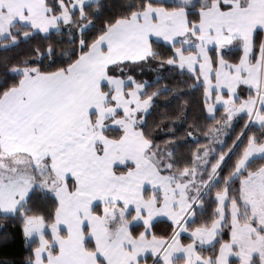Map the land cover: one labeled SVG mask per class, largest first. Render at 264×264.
<instances>
[{
  "label": "rangeland",
  "instance_id": "1",
  "mask_svg": "<svg viewBox=\"0 0 264 264\" xmlns=\"http://www.w3.org/2000/svg\"><path fill=\"white\" fill-rule=\"evenodd\" d=\"M104 1L57 0L61 11L56 17L50 15L46 0H0V45L4 40L8 41L2 44L3 48L16 44L14 34L17 31L12 32L16 24L31 27L34 33L43 36L61 31L79 35L91 26V20L83 23L84 16L80 13L81 24L73 26L71 14L76 10L82 12L85 6L92 4L98 5L97 14ZM158 1L172 4L171 0ZM78 47H83V41H79ZM125 48V55L114 62L116 67L128 64V47ZM83 55L80 54L79 59ZM80 64L76 76L74 69L70 73L67 71L64 77H51L47 85H40L54 89L56 80L64 78L65 83L68 79L64 92L61 88L57 89L55 100H61V104L54 103L55 100L50 102L48 98H42L41 102L40 98L37 99L41 106L50 102L40 111L45 117L43 120L38 118L37 124L46 126V123L54 122L43 133L44 136L39 140H14L19 145L17 149H20L16 153L0 149V161H3L0 162V215L14 216L33 188L45 191L56 200L57 209L53 218L24 213L16 216L27 244L33 243V264H183L180 258L188 257L192 247L182 249L180 235L193 220L192 210L199 196L215 183V177L222 174L224 153L217 156L218 160L211 164L205 178H195L192 173L187 177L185 171L169 178L167 173L165 177H158L157 168L149 167L142 170L141 175L132 173L127 179L121 171L127 161H134V153L129 145L127 149L104 140L100 132L105 129L104 121L109 119L114 123L111 128L122 126L127 134L134 137L123 124L141 104L143 87L132 85L131 79H113L100 70V65H92L91 61L84 67ZM21 73L23 77L35 74L43 77L32 68ZM261 76L264 77V73ZM129 84L132 85L131 90H128ZM255 92L257 104L261 92L260 89ZM236 108L231 105L228 111ZM76 111L79 113L75 115L73 125H65L68 115ZM248 139L251 143L253 135L250 134ZM214 141L219 149L229 147L225 131ZM237 141L231 140L230 144ZM10 144L12 148L13 144ZM263 154L264 147L250 149L245 153L244 161L236 163L233 178L238 182L244 180L240 186L247 189L260 184L254 179L252 181V175L246 179L241 175L249 161ZM150 160L149 157L144 158L145 162L153 165ZM251 195L246 192L240 195L241 198L243 196L240 198L242 205L249 211V215L243 213L244 218H240L237 207L234 209L235 204L229 203L232 205L229 218L233 241L219 254L217 264H264V238L257 236L258 232L252 226L255 218L256 226L264 224L256 216L258 212L264 213V203H257V210ZM225 200L229 201L228 193L218 199L219 217L223 215L221 201L224 203ZM158 221L168 222L175 228L167 241L147 237L152 225ZM138 226L143 228V232L139 231L141 234L134 237ZM253 234L257 236L254 243L251 240ZM234 247L239 252L231 255ZM253 247L259 248L258 253L261 254L254 253ZM205 259H202L205 262H196L189 257L184 264H216V260L212 263L214 258L211 256Z\"/></svg>",
  "mask_w": 264,
  "mask_h": 264
},
{
  "label": "crops",
  "instance_id": "2",
  "mask_svg": "<svg viewBox=\"0 0 264 264\" xmlns=\"http://www.w3.org/2000/svg\"><path fill=\"white\" fill-rule=\"evenodd\" d=\"M152 2L164 3L158 0ZM170 2L175 8L166 9L160 5H148L143 11L133 13L128 19L118 20L67 71L76 69V76L80 62V65L84 67L91 61L92 65H100V70L107 73L108 68L114 65V62L121 56L125 55L127 52L126 46L128 47V64H137L145 62L150 57L152 42L167 47L177 45L173 48V58L168 61V64L180 73L187 75V78L177 77V79L182 81V84L187 82V89L198 93L197 100L204 112L203 116L200 117V124L204 123L215 127L217 122H221L222 132H227L230 144L231 140H234L235 136L238 138L241 131L244 130L250 117H253L249 125L252 131L248 132V137L250 134L253 135V141L248 143L245 152L240 157L238 164H241L246 158L245 153L247 151L264 147V77L261 76L264 73V0H219L209 9L199 11V20L193 25L189 24L187 9L202 4L204 0H189V2L185 0L182 3L181 0H171ZM221 7L226 9L222 10ZM257 33L263 35V42L255 62H252L253 40ZM235 42L239 43L241 57L238 64L232 65L223 61L219 55L222 50L231 48ZM120 51L121 53H119ZM211 51L216 52L215 67L210 58ZM67 71L43 77L37 74L24 76L18 88L7 93L0 100V149L16 153L20 149H17L19 145L14 140H39L44 136L54 122L46 123V126L37 124L38 118L43 120L45 117V115L41 116L40 111L52 100H55L58 88H61L64 92L68 79L65 80V83H63L64 78L56 80L57 84L54 89H50L49 86L46 89V86L40 87V85H47V80L51 77H57L58 75L64 77ZM132 85H134V82ZM132 85L128 87V90L132 89ZM138 87H143V94H145V86ZM259 89L261 97L259 103L256 104L255 91ZM39 90H41L40 95L38 94ZM45 93L46 96H44ZM248 96L250 97L249 101H247ZM39 98L40 102L42 98H48L50 102L46 103L45 106H41L37 100ZM54 103L61 104V100L57 99ZM231 105L237 108L229 112ZM77 113L79 111L68 115V119L64 121L65 125H73ZM218 115L221 116L219 121L217 120ZM259 115H262V117H259ZM53 129L54 127L50 129L51 133ZM222 132L219 134L220 137ZM248 137L247 140H249ZM10 143L13 144L12 148ZM212 145L211 150L216 153L218 147L215 142ZM161 153L171 161L175 152L163 150ZM262 157H264V154L252 160ZM0 162L3 163V161ZM253 179L257 183L260 182V184L247 189L240 186V192L241 194H245V192L248 195L252 194V199L258 210L259 205L257 203H264V166L252 175V181ZM248 186L250 185L246 187ZM223 195H226V193L215 196L217 202L216 213L219 210L218 199ZM221 205L223 206V215L219 217L217 214L216 220L209 229H195L193 231L185 229L180 235V243L183 244L182 249L192 247L189 250L188 257L180 258L183 264L186 263L189 257L195 259L196 262H205L202 260L203 257L198 254L197 248L208 249L214 243L222 226L224 210L228 207V201L225 200L224 203L221 201ZM228 208L230 210L232 205H229ZM234 209H236L235 205ZM258 213L256 216L264 222V213ZM261 226H259L260 229ZM256 235L259 236L260 234L256 233ZM256 235L251 236L252 243L256 242ZM232 236L231 233L229 242H225L220 246L214 258L216 264L219 254L233 241ZM156 240L161 241L162 239ZM184 240L189 243L185 244ZM253 251L256 254H261L258 253L259 248L257 247H253ZM238 252L239 249L234 247V251L232 250L230 254L235 255Z\"/></svg>",
  "mask_w": 264,
  "mask_h": 264
},
{
  "label": "trees",
  "instance_id": "3",
  "mask_svg": "<svg viewBox=\"0 0 264 264\" xmlns=\"http://www.w3.org/2000/svg\"><path fill=\"white\" fill-rule=\"evenodd\" d=\"M218 1L204 0L202 4L187 9L189 24L193 25L197 23L199 20V11L209 9ZM56 2L57 0H46V6L50 8V15L57 17L60 15L61 10ZM148 5H160L166 9L175 8L171 4L156 3L148 0H105L97 14L95 12L98 7L97 4L85 6L82 12L76 10L71 14V25L73 26L81 24L80 13L84 16L83 23L87 19L91 20V26L79 35L77 33L71 35L69 32L61 31L43 36L39 33H34L31 27H21L18 24L14 25L12 32L17 31L14 34L16 44L8 48H3L2 44L8 41L4 40L0 45V99L20 85L23 79L22 70L32 68L42 76L66 72L78 61L79 55L86 53L118 20L128 19L133 13L143 11ZM221 9L225 10L226 8L221 7ZM79 41H83V47L81 49L78 47ZM262 42L263 35L257 33L253 40L252 62H255ZM174 47H177V45ZM174 47H167L152 42L150 47L151 55L145 62L137 64L123 63L119 67L112 65L108 68L106 74L113 79H133L135 85L145 86V97H149L156 90L161 88L167 89L168 81L173 78L188 77L168 64V61L173 58ZM219 56L229 64H238L241 57L239 43L235 42L231 48L222 50ZM210 58L215 67L216 52L211 51ZM247 136H244L234 152L224 161L222 174L216 177L217 180L215 183L208 187L204 194L199 197V200L192 210L193 220L186 226L188 231L209 229L212 226L217 218V202L215 196L224 192L229 194L228 207L229 203L233 202L238 209L240 218H244V212L249 215L248 208L242 205L240 201L241 192L239 187L240 183L244 180L239 178L240 182H238V179L233 178L235 165L239 162L240 157L250 142L247 140ZM236 137H234V140H237ZM263 166L264 157L252 160L243 171L241 177L246 179L250 175L258 172ZM228 207L224 210L223 223L212 246L206 250H197L198 254L203 258L209 256L215 258L220 246L229 240L230 218ZM56 209L57 202L52 195L39 188H33L26 202L14 216L0 215V264H33V243L27 244L23 230L16 221V216L24 213L53 218ZM241 222L245 223L242 220ZM256 224L257 220L255 218L252 226L264 238V228L261 226L262 228L260 229ZM139 231H143L141 226H138L137 232L133 233L134 237L141 234ZM174 231L175 228L168 222L158 221L152 225L147 237L168 240ZM184 243L187 244L189 242L184 240Z\"/></svg>",
  "mask_w": 264,
  "mask_h": 264
},
{
  "label": "flooded vegetation",
  "instance_id": "4",
  "mask_svg": "<svg viewBox=\"0 0 264 264\" xmlns=\"http://www.w3.org/2000/svg\"><path fill=\"white\" fill-rule=\"evenodd\" d=\"M186 83L182 84L175 77L168 81L167 89L156 90L149 97L142 95L141 104H138L137 109L123 124L134 137L127 134L122 126L111 128L114 126L112 120L104 121L105 129L100 132L104 140L127 149L131 143L129 149L134 153L135 159L127 161L121 171L127 179L131 178L132 173L141 175L142 170L149 167L157 168L158 177H165L167 173L170 174H166L169 178L185 171L187 177L192 173L195 178H205L211 164L218 159L217 156L224 153L222 161H226L243 136L252 130L249 121L241 131L242 139L239 137L227 149L217 148L218 152L213 153L212 144L219 139L223 130L221 122H217L215 127L200 124V117L204 112L197 100L198 93L187 89ZM218 117L219 121L221 116ZM163 150L175 152L173 160L166 159L161 153ZM145 157H149L154 164L145 162Z\"/></svg>",
  "mask_w": 264,
  "mask_h": 264
},
{
  "label": "water",
  "instance_id": "5",
  "mask_svg": "<svg viewBox=\"0 0 264 264\" xmlns=\"http://www.w3.org/2000/svg\"><path fill=\"white\" fill-rule=\"evenodd\" d=\"M130 144H131V143H130ZM130 144H129V145H130Z\"/></svg>",
  "mask_w": 264,
  "mask_h": 264
}]
</instances>
